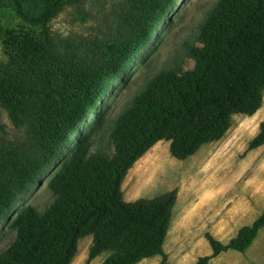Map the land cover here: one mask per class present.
Returning a JSON list of instances; mask_svg holds the SVG:
<instances>
[{
	"label": "trees",
	"instance_id": "obj_1",
	"mask_svg": "<svg viewBox=\"0 0 264 264\" xmlns=\"http://www.w3.org/2000/svg\"><path fill=\"white\" fill-rule=\"evenodd\" d=\"M178 0H120L109 33L55 37L47 25L65 6L82 0H38L27 14L20 0H0L20 21L5 30L8 57L0 67V108L27 140L13 143L0 125V223L41 180L87 117L131 65ZM87 18V17H86ZM84 16L82 19H86ZM198 45L187 49L193 67L148 80L108 136L93 146L90 136L60 162L47 186L54 201L38 212L21 205L7 221L13 236L0 264H70L79 239L90 236L84 264L107 253L101 264H137L161 257L175 203L174 190L153 199L124 202L121 183L149 148L168 141L184 160L220 140L233 115H253L264 95V0H219L200 25ZM264 144V123L247 149ZM264 228V211L226 243L209 233L210 254L190 264H210L228 250L244 252Z\"/></svg>",
	"mask_w": 264,
	"mask_h": 264
},
{
	"label": "rangeland",
	"instance_id": "obj_2",
	"mask_svg": "<svg viewBox=\"0 0 264 264\" xmlns=\"http://www.w3.org/2000/svg\"><path fill=\"white\" fill-rule=\"evenodd\" d=\"M20 2L25 13L36 12L38 0ZM119 2L120 0H82L77 6H65L49 22L47 30L55 37L100 38L102 34L109 33L108 24L114 23ZM218 2L219 0L177 1L138 53L135 64L114 82L81 129L66 144L58 160L21 197L17 208L31 205L38 212H44L55 198L47 186L48 180L59 168L61 160L76 146L80 136L87 134L93 146L99 143L104 148L117 117L129 107L131 99L143 90L148 80L161 72L185 71L193 67V61L187 56V49L198 45V29ZM83 16L87 18L83 20ZM19 25L20 21L13 12L0 10V35L5 30H16ZM7 60L0 40V67ZM261 123H264V95L260 108L253 115H233L223 137L202 145L192 156L184 160L174 159L168 152L169 142L159 141L127 171L121 183L124 202L153 199L172 190L176 193L163 243L165 264H190L197 257L210 254L211 249L204 234L209 233L216 238L213 235L214 222L226 217L223 211L215 212L211 209L215 197L231 193L249 195L255 192L264 195V144L255 149H247ZM0 125L3 126L7 139L13 143L27 140L24 131L15 130L11 126L1 108ZM17 208L11 210L0 223V253L13 239L5 230L7 221ZM90 244V236L79 239L76 254L70 264H84ZM229 252L234 254L233 257L242 258L237 251ZM225 254L215 258L213 264L228 263L231 258ZM107 255L103 253L88 264H101ZM231 263L237 264L239 261L233 259ZM137 264L162 263L161 257L156 256Z\"/></svg>",
	"mask_w": 264,
	"mask_h": 264
},
{
	"label": "crops",
	"instance_id": "obj_3",
	"mask_svg": "<svg viewBox=\"0 0 264 264\" xmlns=\"http://www.w3.org/2000/svg\"><path fill=\"white\" fill-rule=\"evenodd\" d=\"M213 203L214 205L211 209H214L215 212L223 211L226 216L222 221L214 222L213 235L219 241L225 240L222 243H226L230 238L234 237L242 226L250 225L264 211V195L259 192L249 195L231 193L217 196L214 198ZM229 251L233 250L221 253H226L225 255L231 258L226 264H232L233 259L239 261L237 264H264V228L258 231L257 236L248 248L241 253L242 258L233 257L234 254ZM221 254L210 259V264H213V260Z\"/></svg>",
	"mask_w": 264,
	"mask_h": 264
}]
</instances>
